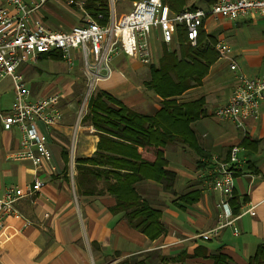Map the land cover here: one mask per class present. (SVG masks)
Returning a JSON list of instances; mask_svg holds the SVG:
<instances>
[{"label": "crops", "instance_id": "0c3cea01", "mask_svg": "<svg viewBox=\"0 0 264 264\" xmlns=\"http://www.w3.org/2000/svg\"><path fill=\"white\" fill-rule=\"evenodd\" d=\"M67 1L47 0L34 16L46 27L63 25L59 31H68L82 23V14L79 0H71L72 4ZM130 2L132 5L135 1ZM202 30L216 43H225L229 51L225 58L217 55L200 85L186 90L175 100L181 104L203 99V115L192 122L190 128L209 159L217 157L226 161L230 148L239 147L240 161L236 166L233 194V207H237L238 212L232 211L238 218L233 227L220 229L217 236L206 241L198 237L218 225L216 204L220 196L205 188L206 166L199 167V163L205 161L186 144L166 146L163 169L168 174L165 178H143L133 185L138 196L160 213L164 233L154 239L131 227L122 213L111 211L116 198L103 192L105 180L94 181L93 194H78L75 159L92 157L99 138L91 126L81 122L82 117L78 123L73 118L74 105L85 91H77L78 61L68 69L62 57L49 56L40 57L39 66L20 68L31 99L60 94L61 119L51 128L40 126V131L48 137V159L37 168L27 160L9 159L18 147V135L15 130L4 131L0 127V195L5 185H24L33 179L34 173L44 182L38 193L18 202V210L30 224L23 228L21 221L10 218L0 227L1 247L14 235L19 237L30 250L39 253L33 264H118L123 261L248 264L256 247L264 244V105L259 117L247 120L244 129H238L232 121L216 119L213 112L227 102L238 77H264V18L254 15L229 21L208 17ZM55 53L58 52L50 54ZM59 62L66 66L64 72H57L56 66L61 67ZM231 63L236 64L234 71L229 69ZM144 66L119 54L112 60V77L98 82L97 89L110 94L132 111L152 115L160 108L161 98L141 89ZM45 72L53 78H43ZM9 87V79L0 81V97ZM11 93L8 106L13 100L12 90ZM114 169L99 168L101 171L124 172ZM108 181L114 182L112 176Z\"/></svg>", "mask_w": 264, "mask_h": 264}, {"label": "built area", "instance_id": "2783aa9c", "mask_svg": "<svg viewBox=\"0 0 264 264\" xmlns=\"http://www.w3.org/2000/svg\"><path fill=\"white\" fill-rule=\"evenodd\" d=\"M46 1L0 0V81L9 79L13 92L10 105L0 106V127L4 131L15 130L18 135V147L8 158L27 160L36 168L48 159V137L40 131V126L48 129L61 119L60 94L31 99L30 89L20 72L22 66L34 65L42 54L51 52L60 53L68 69L78 61L85 78L86 101L98 82L112 77V60L119 54L149 65L153 59L152 41L170 47L176 44L178 29H182L189 44L195 46L199 30L208 17L229 21L254 15L264 18V0H214L208 8L179 12L171 11L161 0H138L118 17L111 9L106 24L102 25L98 22L102 17L99 15L98 21L90 17L84 9L86 0H79L82 23L68 31H51L34 16ZM213 48L219 58H225L229 51L222 42L215 43ZM229 69L234 71L236 64L231 63ZM263 105L264 77L240 76L227 102L215 109L213 116L220 121H232L235 127L244 129L247 120L259 117ZM239 161V147L232 146L226 161L211 157L206 164L205 188L220 197L216 204L218 225L198 235L204 241L217 236L224 227H233L238 218L232 213L230 200ZM43 187L44 182L37 173L24 185H5L0 195V227L10 218L21 221L23 228L27 227L30 222L18 210V202L32 197Z\"/></svg>", "mask_w": 264, "mask_h": 264}, {"label": "trees", "instance_id": "16d2710c", "mask_svg": "<svg viewBox=\"0 0 264 264\" xmlns=\"http://www.w3.org/2000/svg\"><path fill=\"white\" fill-rule=\"evenodd\" d=\"M161 1L173 12L197 8L194 3L187 5V0ZM84 9L97 21L100 15L102 20L98 22L106 24L109 17L108 0H86ZM176 37V49L161 44L163 48L157 64L148 66L149 77L143 82L147 90L161 98L160 108L152 115L139 114L105 91L95 89L87 100L81 122L92 127L99 141L92 157L75 159L77 193L91 195L94 181L105 180L103 192L111 193L116 198V205L111 211L122 213L131 227L150 239L163 234L164 227L160 222V213L138 196L134 183L143 178H165L168 173L163 169L166 164L164 151L170 144H186L205 161L200 162L199 167L206 166L209 159L190 128V124L203 115V99L180 104L175 97L201 84L208 68L217 59V52L213 48L216 41L209 39L202 29L199 30L195 46L189 44L182 29H178ZM49 56L61 59L60 53H45L40 57ZM63 156L66 158V153ZM105 166L124 172L99 170ZM110 176L114 179L113 183L108 181ZM234 200L232 197L230 206L236 214L238 209L233 207ZM118 264L142 263L123 261ZM248 264H264V244L256 247Z\"/></svg>", "mask_w": 264, "mask_h": 264}, {"label": "rangeland", "instance_id": "374dc122", "mask_svg": "<svg viewBox=\"0 0 264 264\" xmlns=\"http://www.w3.org/2000/svg\"><path fill=\"white\" fill-rule=\"evenodd\" d=\"M69 1V0H68ZM67 1V2H68ZM109 1V12L111 9L114 10L115 16L118 17L119 15L126 13L130 7H131V2L128 0H108ZM209 0H187V5H190L191 3H194L197 7H204L207 8V6H209L211 3H213V0H210L211 2H208ZM61 20L63 19V17L60 18ZM58 22H61L60 20ZM55 24L56 23L55 21ZM48 29L51 31H59L61 29L64 28L63 25H61V27L57 26V25H47ZM152 46V50H153V59L152 62L149 65H153L156 66L157 61L161 55L162 52V46L159 44V42H154L152 41L151 43ZM169 49L171 48H175L176 49V44L171 45L170 47H168ZM34 65H38V63L34 64ZM57 65V64H56ZM61 67L59 68V66L57 69V72H64L67 68L65 65L61 64L59 62V64ZM146 65L144 66L145 68V72L144 74H142L143 77V82L146 81L149 77V71H148V66ZM43 78H49L52 79L53 76L50 75L49 73H46L43 75ZM79 86H77V91H79L80 89L85 90V78L84 75L82 73V70L79 69ZM143 84V83H142ZM145 87L143 86V89ZM95 89H97V86L95 87ZM95 89L92 91L94 92ZM147 94L150 95L151 92L149 90L146 89ZM145 91V92H146ZM84 92V91H83ZM84 94L80 96L79 98V102L77 104L74 105V109H73V118L75 119V121H77V123L80 121L81 117L85 114L86 112V103L87 100H84ZM11 97H12V93H11V88L9 87V89L5 90L0 97V105L1 107H7L8 106V101H11ZM89 99V98H88ZM7 102V103H4ZM79 113L80 114V119L79 118ZM39 258V253L37 251L34 250H30V248L22 243V241L19 239V237L15 236L12 238V240H10L9 242H7V244L2 245V247L0 246V264H33L34 260H37Z\"/></svg>", "mask_w": 264, "mask_h": 264}]
</instances>
